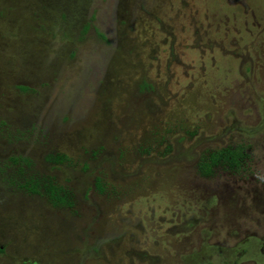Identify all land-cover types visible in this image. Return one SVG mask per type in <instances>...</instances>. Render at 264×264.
Returning a JSON list of instances; mask_svg holds the SVG:
<instances>
[{"label": "rangeland", "instance_id": "rangeland-1", "mask_svg": "<svg viewBox=\"0 0 264 264\" xmlns=\"http://www.w3.org/2000/svg\"><path fill=\"white\" fill-rule=\"evenodd\" d=\"M236 145L241 171L198 173ZM135 202L181 214L197 250L208 230L187 264H264V0H0V264H140Z\"/></svg>", "mask_w": 264, "mask_h": 264}, {"label": "flooded vegetation", "instance_id": "flooded-vegetation-1", "mask_svg": "<svg viewBox=\"0 0 264 264\" xmlns=\"http://www.w3.org/2000/svg\"><path fill=\"white\" fill-rule=\"evenodd\" d=\"M222 166V165H212V171L214 168ZM229 170L230 172H239L243 168V164L240 165V167L236 166H228V165H223ZM198 173L203 176L207 177L208 175H203L199 171V167H197ZM159 204V203H158ZM158 204H150V203H142V202H135L132 204H129V208H124L125 211L120 213V221L124 222L127 227H131V230H123L121 234H126L128 231L129 232V242L131 243L132 241H136L137 244H131L132 246H129V248H126L124 253L128 256H131L130 254L133 253V256H135L140 264H187L191 261L192 257L194 260H196L198 257L202 259V256L206 253H203L207 251L208 249L213 250L215 248V245L208 246L206 243H202L204 240V236L207 235V229H203L199 231V244L200 249L197 250V243L196 244H191L193 239H192V234L190 231L186 233V229L184 228V231H179L178 234L176 230H180L181 228L178 226L179 224L175 223L176 220H181L183 216L180 214L178 215L175 210L173 212H166L165 211L163 214L157 210V208H160ZM141 207H138L140 206ZM143 205V206H142ZM150 210V211H149ZM129 212L130 214H126V212ZM137 211H141L140 213ZM178 215V216H177ZM177 217H179L177 219ZM187 219L184 220V223L182 226L184 227H189L191 228V225L187 223ZM114 229H118L121 227V224H114L112 223L111 225ZM180 228V229H178ZM111 229V227H109ZM116 231V230H115ZM113 233V232H112ZM190 233V234H189ZM185 237L184 241L185 244L184 246L180 249L179 254L180 255V262H175L169 258V250L168 252H165V249L161 250L164 246V248L170 249L171 247V240L174 239L175 236L181 235ZM186 234L188 236H186ZM183 238V237H182ZM181 238H178V243ZM207 240V238H205ZM175 240V239H174ZM176 241V240H175ZM183 241V242H184ZM114 242V241H112ZM133 243V242H132ZM111 243H105L106 249L102 255L103 259L107 261V263H110V256L115 255L114 247L110 246ZM121 246L119 247V249ZM99 251V250H98ZM138 254H140V257L138 258ZM167 256V257H166ZM167 258V259H166ZM211 258V257H210ZM121 259V258H120ZM133 260V259H132ZM200 264L202 263V260H200ZM206 263H212L209 259V261H204Z\"/></svg>", "mask_w": 264, "mask_h": 264}, {"label": "trees", "instance_id": "trees-1", "mask_svg": "<svg viewBox=\"0 0 264 264\" xmlns=\"http://www.w3.org/2000/svg\"><path fill=\"white\" fill-rule=\"evenodd\" d=\"M20 89L26 91L28 88L25 86H20ZM248 154L244 153L243 146L236 145L232 148H221L216 150L213 153H210L207 157H201L198 167L199 171L203 175H209L212 173V165H228L230 167L236 166L240 167L243 164L244 160ZM47 159L55 162V163H63L67 157L64 154H55L50 155ZM14 162H18V158L12 159ZM96 185L99 189H101V184L99 180H97ZM27 187V186H23ZM28 189L33 193H40L35 184H32ZM44 193L47 196L49 202L53 206H71L72 201L70 198V194L67 189L62 187L61 185L54 184L51 180L44 183Z\"/></svg>", "mask_w": 264, "mask_h": 264}]
</instances>
